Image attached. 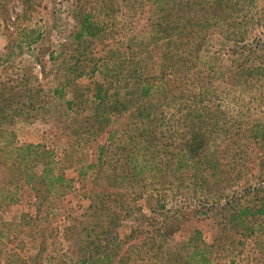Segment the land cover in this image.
Here are the masks:
<instances>
[{"label": "trees", "instance_id": "16d2710c", "mask_svg": "<svg viewBox=\"0 0 264 264\" xmlns=\"http://www.w3.org/2000/svg\"><path fill=\"white\" fill-rule=\"evenodd\" d=\"M165 1L160 5L168 13L151 22L169 47L162 53L160 71L145 74L135 58V49L143 45L136 44L131 48L134 68L124 82L122 72L97 82L95 110L83 118L81 132L87 141L102 140L97 139L92 160L79 168L91 186L85 193L88 205L66 226V233L82 226L73 264H138L145 258L147 264H236L234 254L220 260L218 253L225 242L228 251L242 239L255 245L263 264L264 122L256 120L245 94L254 93L253 80H264V8L256 11V0H175L169 7ZM190 6L197 12L187 18L185 8ZM174 11L179 19L170 24ZM79 23L76 36L86 45V55L104 28L86 13ZM251 24L258 33L251 34ZM213 26L225 29L219 32L217 50L208 43L216 34ZM43 37L37 32L32 41ZM118 51L110 50L117 58ZM216 52L227 55L226 62ZM202 60L207 69L196 70ZM218 77L231 86L220 91L214 82ZM78 100L82 106L85 96ZM11 103L4 108L17 115ZM10 134H0V153L12 159L16 187L24 179L34 192L36 215L31 221L38 225L43 212L54 215L55 202L67 197L75 178L66 174L54 150L18 145ZM186 200L196 203L193 213L220 217L212 242L201 229L183 233ZM131 219L137 222L125 223ZM235 234L244 238L237 240ZM44 251L42 243L34 264L64 263ZM14 255L8 264H27Z\"/></svg>", "mask_w": 264, "mask_h": 264}, {"label": "rangeland", "instance_id": "374dc122", "mask_svg": "<svg viewBox=\"0 0 264 264\" xmlns=\"http://www.w3.org/2000/svg\"><path fill=\"white\" fill-rule=\"evenodd\" d=\"M174 1L166 0L165 5L174 4ZM256 1L255 10L260 11L264 8V0ZM160 2L0 0V134L11 133L8 138H13L18 145L34 143L54 150L60 166L68 176L75 178L74 187L67 197L55 202L54 215L50 216L45 211L38 225H34L31 221V216L36 215L34 192L23 182L24 179L16 187L18 173L12 167V159L0 153V231L4 232L0 236V264H8L14 254L25 258L27 264H34L33 258L42 248V243L44 256H57L63 264H73L77 259L74 242L79 238L82 226L68 233L66 226L74 217L80 216L89 203L85 193L91 182L81 176L79 168L85 161L92 160L97 139L102 140L101 137H89L92 141H87V136L81 132L83 118L95 110L97 82L118 72H122L124 82L125 75L134 68L131 48H136V44L143 45L135 49V58L145 74L160 71L162 53L169 48L166 39L161 38L162 33L157 31L160 28L154 29L151 23L152 18L159 19L168 13L163 11ZM185 12L189 18L197 11L190 6L185 8ZM85 13L95 17L96 22L100 21L104 30L94 38L95 47L82 55L86 45L80 43L76 32L80 28V15ZM178 14L174 11L172 18L170 15V24L179 19ZM249 28L251 34L259 32L253 29V24ZM211 30L216 34L208 43L217 50L222 43L219 32L225 29L213 26ZM37 32L44 33V37L33 42ZM144 46L148 49L143 50ZM114 49L119 50L118 58L110 52ZM80 55L82 61L77 62ZM216 55L220 62H226L227 55L220 57L217 52ZM205 56L210 61V55ZM204 60L197 63L196 70L198 67L207 69ZM214 82L221 87L220 91L231 86L220 77L214 78ZM253 82L255 91L252 95L245 94L246 102L252 104L256 120L264 122V80ZM80 95L85 96L82 106L78 103ZM11 102L17 115L4 108ZM69 102H73L72 107ZM177 198L184 200L181 195ZM189 201L182 204L188 214L182 221L183 233L201 229L205 238L212 242L222 224L220 217L193 213L196 203L190 204ZM140 204L153 214L149 203L141 200ZM136 222L131 219L125 223ZM235 237L237 240L244 238L238 234ZM242 240L243 243L235 241L228 251L226 247L230 245L225 242L218 253L219 259L229 260L234 254L236 264H259L260 255L255 245L250 240L245 243ZM14 258L16 260L17 256ZM144 260L147 264V259ZM144 260L140 259L138 264H143Z\"/></svg>", "mask_w": 264, "mask_h": 264}]
</instances>
